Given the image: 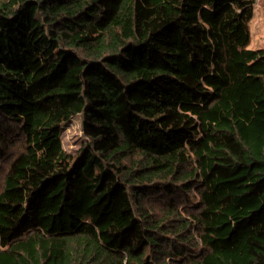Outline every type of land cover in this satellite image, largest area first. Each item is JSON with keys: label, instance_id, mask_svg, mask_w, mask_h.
<instances>
[{"label": "trees", "instance_id": "16d2710c", "mask_svg": "<svg viewBox=\"0 0 264 264\" xmlns=\"http://www.w3.org/2000/svg\"><path fill=\"white\" fill-rule=\"evenodd\" d=\"M253 4L0 0V264H264Z\"/></svg>", "mask_w": 264, "mask_h": 264}, {"label": "rangeland", "instance_id": "374dc122", "mask_svg": "<svg viewBox=\"0 0 264 264\" xmlns=\"http://www.w3.org/2000/svg\"><path fill=\"white\" fill-rule=\"evenodd\" d=\"M263 7H264V0H254L253 4V14L248 23L249 31H250V42L248 44V48L257 49L264 47V17H263ZM60 139L62 143V147L65 149L66 152L70 154H76L78 152L81 145L84 143L86 137L83 135L81 130V115L77 114L74 117L70 118L69 120L63 122L60 127ZM16 138V139H15ZM9 146H7L6 152L3 153L0 151V189L2 186V177L5 172L6 164L9 160L17 153L19 150L23 148L22 141L17 136H13L10 139ZM159 196H151L149 198V202L151 201L154 205L156 210L162 212L164 207H162V201L159 200ZM180 204L182 206L179 207V210H183L184 216H188L186 211H191L194 209V205L197 201L196 196L192 195H185L184 198L182 197L180 200ZM188 209V210H187ZM167 237L173 242L175 238L170 237L173 235L166 234ZM173 240V241H172ZM162 259H167L166 262L168 264H175L176 260L173 259V255L168 254L166 257Z\"/></svg>", "mask_w": 264, "mask_h": 264}]
</instances>
